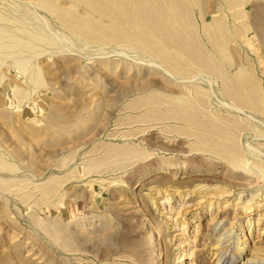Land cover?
Returning a JSON list of instances; mask_svg holds the SVG:
<instances>
[{
    "label": "rangeland",
    "instance_id": "obj_1",
    "mask_svg": "<svg viewBox=\"0 0 264 264\" xmlns=\"http://www.w3.org/2000/svg\"><path fill=\"white\" fill-rule=\"evenodd\" d=\"M247 10L251 42L237 38L232 47L264 87V0ZM90 51L40 55L46 84L21 106L12 87L29 89V79L11 59L1 67L0 151L18 168L0 170L10 186L1 191L0 182V264H264V179L191 155L183 135L133 122L129 85L149 79L160 87L162 77L148 66L130 77L111 72L100 62L116 57ZM242 139L264 151V136ZM127 145L142 154L90 166ZM40 221L63 227L68 247Z\"/></svg>",
    "mask_w": 264,
    "mask_h": 264
},
{
    "label": "bare ground",
    "instance_id": "obj_2",
    "mask_svg": "<svg viewBox=\"0 0 264 264\" xmlns=\"http://www.w3.org/2000/svg\"><path fill=\"white\" fill-rule=\"evenodd\" d=\"M249 1L0 0V83L6 78L1 67L11 59L33 85L26 90L17 84L12 87L21 106L32 91L45 86L36 61L50 51L69 52L73 57L77 51L90 56L88 51L95 50V55L114 56L112 64L110 59L101 65L114 73L123 68L127 77L136 69L140 75L143 66H148L165 85L159 87L149 79L129 85L134 98L127 108L137 112L133 122H151L164 132L183 135L191 140V155L223 159L264 179V151L250 142L242 143L245 132L264 136V130L256 126L258 115L264 116V87L247 63L236 60L232 47L237 38L251 42ZM136 147L107 152L94 158L90 166L125 159L139 150ZM3 153L0 170H16L17 165ZM16 181L20 184L22 180ZM0 182L1 191L10 188L7 178L0 177ZM42 190L46 196L53 189ZM40 224L68 247L63 227ZM215 264L228 262L222 257Z\"/></svg>",
    "mask_w": 264,
    "mask_h": 264
}]
</instances>
